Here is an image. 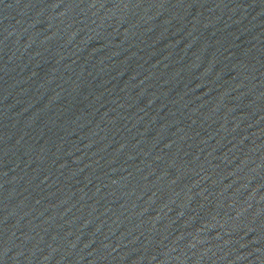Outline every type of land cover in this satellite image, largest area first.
<instances>
[{"label": "water", "instance_id": "water-1", "mask_svg": "<svg viewBox=\"0 0 264 264\" xmlns=\"http://www.w3.org/2000/svg\"><path fill=\"white\" fill-rule=\"evenodd\" d=\"M0 264H264V0H0Z\"/></svg>", "mask_w": 264, "mask_h": 264}]
</instances>
